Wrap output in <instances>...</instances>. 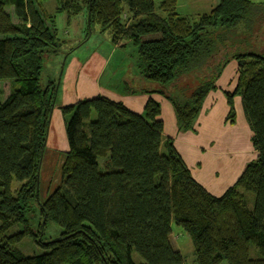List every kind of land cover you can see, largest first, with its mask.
Here are the masks:
<instances>
[{"label": "trees", "instance_id": "trees-1", "mask_svg": "<svg viewBox=\"0 0 264 264\" xmlns=\"http://www.w3.org/2000/svg\"><path fill=\"white\" fill-rule=\"evenodd\" d=\"M46 1L0 0V264H137L133 253L141 264H184L171 241L173 225L191 239L196 264H264V54L235 50L240 33L264 21V5L219 0L209 14L188 18L177 14L178 0L158 7L154 0H59V13L86 14V40L98 26L114 45L132 43L141 76L171 104L178 133L195 132L205 99L235 61L236 89L223 92L226 121L235 124L240 97L257 157L215 197L164 138L159 102L149 98L136 114L105 97L84 99L61 109L69 151L60 187L41 204L58 93L57 82L43 88L41 76L45 57L65 45L42 11ZM35 206L39 233L47 224L62 232L42 244L47 253L29 257L17 245L35 233L27 219Z\"/></svg>", "mask_w": 264, "mask_h": 264}, {"label": "crops", "instance_id": "crops-1", "mask_svg": "<svg viewBox=\"0 0 264 264\" xmlns=\"http://www.w3.org/2000/svg\"><path fill=\"white\" fill-rule=\"evenodd\" d=\"M218 4L219 0H178L176 12L183 17L201 16L209 14ZM185 11H187L186 15L180 14ZM119 47H121V41L115 45V48ZM95 54L93 53L82 62L75 58L72 59L73 66L71 68L76 70L74 89L73 91H64L60 100L58 89L55 109L51 118L54 130L51 134V129H49L47 138L48 146L51 141L52 145L49 148L52 152L47 159L44 155L41 172L53 173L58 170L61 172L65 154L69 151L64 118L60 109L75 105L80 100L93 99L98 96L122 103L128 110L136 114L143 113L149 98L159 102L164 138L173 140L175 149L193 178L215 197L224 195L240 178L247 164L256 159L257 154L251 143L252 132L246 122L240 97L234 99L235 124L232 125L226 121L229 107L223 92L232 93L236 89L238 65L235 61H231L223 70L216 84L217 91L210 92L205 99L195 125V132L178 133L173 108L161 95L137 92L129 86L130 81L126 82L125 79L128 78L124 75L119 80V87L101 85L103 76L110 66V61H104L99 56L101 69L98 71L95 68V75H91V59ZM134 75L137 76L136 73ZM166 115L167 117H165ZM47 183L43 192L46 199L50 195L52 186L51 180ZM55 183L58 185L59 180H56Z\"/></svg>", "mask_w": 264, "mask_h": 264}, {"label": "rangeland", "instance_id": "rangeland-1", "mask_svg": "<svg viewBox=\"0 0 264 264\" xmlns=\"http://www.w3.org/2000/svg\"><path fill=\"white\" fill-rule=\"evenodd\" d=\"M162 0H154L155 6L158 7ZM256 5H264V0H249ZM60 7L59 0H47L43 6L42 11L47 17H53L55 26L57 29L58 38L60 41L64 42L65 45L61 52L55 56L53 54L48 55L44 59L43 71L41 76V86L45 88L50 81L57 82L59 89V100L64 91H73L75 79V68L73 66L72 59H76L80 62L87 60L93 53H96L91 59V75H95V68L99 71L101 69V64L99 62V56L102 60L110 61V66L106 70L101 85H109V87H119V80L124 75L128 79L126 82L130 81L128 84L130 87L134 88L139 93L152 92L154 95L159 96L154 92L159 91V86L146 81L140 74L137 68V49L132 45L128 39H123L121 41V47L115 48L112 42V34L109 31L100 32L98 26H94L91 29L89 38L86 40L89 31L87 32L86 14L82 13L78 16H70L68 13H59L58 9ZM157 14H161L156 8ZM187 11L180 13L181 15H186ZM188 18H196L198 16H187ZM130 16L125 15V19L130 20ZM264 20V18L262 19ZM251 34H245V32L240 33V37L235 50L240 53L254 52L258 54H264V21L255 22L253 29L249 32ZM237 41V42H238ZM242 41V44H241ZM75 50L68 58L71 51ZM67 58V61H66ZM66 61V62H65ZM137 74L134 75V74ZM83 76V75H82ZM82 80V79H81ZM132 80V81H131ZM80 88V87H78ZM174 92H172V95ZM178 94L183 95L185 98L189 95L188 93L179 92ZM177 94L179 100L183 101L180 95ZM175 95V94H174ZM60 102V101H59ZM58 102V103H59ZM55 109V107H54ZM62 109V108H61ZM60 109V110H61ZM54 111V110H53ZM174 111V110H173ZM62 113V112H61ZM164 116V115H163ZM167 117V115L165 116ZM52 118V117H51ZM51 125V123H50ZM51 134H53L54 128L51 125ZM49 135V132H48ZM47 135V137H48ZM52 145L51 141L49 146ZM46 143L45 158L47 159L51 154L52 150ZM51 172V171H50ZM40 176V202H45L47 199L44 198V189L48 185V181L51 180V194L60 187L61 184V172L55 171L53 173H46V171ZM59 180L58 185L55 183ZM17 182H13V188H16ZM250 198H254L250 195ZM39 206H35L27 214V219L29 220L31 227L34 230V235L25 238L21 243L17 245V249L24 256H40L48 251L42 246V244L54 241L60 238L62 229L54 224H47L39 233V223H41ZM23 228L21 226L11 229L9 235H13ZM171 241L174 248L182 255L184 264H196L194 256V247L191 239L187 234L183 232L180 227L175 225L172 226ZM256 256V252H253ZM132 259L135 263L141 264L143 260L136 254H132ZM225 264V263H224Z\"/></svg>", "mask_w": 264, "mask_h": 264}]
</instances>
